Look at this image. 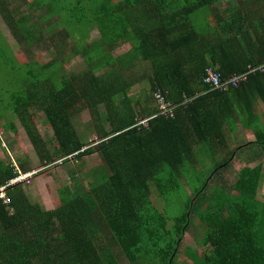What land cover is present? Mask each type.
<instances>
[{
  "label": "trees",
  "instance_id": "1",
  "mask_svg": "<svg viewBox=\"0 0 264 264\" xmlns=\"http://www.w3.org/2000/svg\"><path fill=\"white\" fill-rule=\"evenodd\" d=\"M224 1L35 0L28 6L40 13L32 22L11 14L0 0V16L17 40H44L56 51L38 71L24 58L21 43L13 46L0 28V119L12 109L19 113L35 157L50 168L80 152L86 145L73 120L86 109L95 120L100 105H107L114 120L96 146L101 167L88 191L60 189V206L46 211L32 201L25 184L10 186V208L0 200V264H121L115 248L127 264H264V241L256 230L264 209L257 198L263 164L242 168L232 190L214 182L224 180L222 173L238 158L240 124L252 130L264 156V124L257 114L258 106L264 113V71L226 91L206 82L210 70L227 83L249 67H264V0L222 7ZM202 9L207 16L199 15ZM77 24L92 25L102 37L83 54L80 44L77 49L66 44ZM83 31L81 43L88 36ZM126 41L132 43L126 55L107 57L108 46ZM78 52L87 69L60 75L56 67ZM141 63L149 65L150 76L135 72ZM147 79L151 94L158 89L176 105L184 97L194 101L180 105L173 118L153 119L149 129L131 128L138 115L156 111L154 106L136 114L137 103L129 97ZM122 96L127 111L115 106ZM34 107L45 112L44 126ZM45 126L52 131L48 142ZM0 128L18 132L13 123ZM3 144L0 136L6 149ZM207 157L210 164L202 168ZM16 160H0V188L34 171L31 157ZM177 191L182 204L173 196ZM196 219L206 233L184 248Z\"/></svg>",
  "mask_w": 264,
  "mask_h": 264
},
{
  "label": "rangeland",
  "instance_id": "2",
  "mask_svg": "<svg viewBox=\"0 0 264 264\" xmlns=\"http://www.w3.org/2000/svg\"><path fill=\"white\" fill-rule=\"evenodd\" d=\"M6 1L8 3L10 13L18 16V18L29 17L32 19V22H35L36 20L39 19V16H38V14L40 13L39 8H36V7L30 8V6H28L30 3H32L35 0H28L27 4L26 2L24 3L23 0H6ZM234 2H238V0H225L224 3L222 4V7H226L230 3H234ZM199 15L207 16V10L202 9L201 12H199ZM57 17L59 16L56 15V18ZM203 24L204 22H201L200 26H202ZM48 26L49 25L46 21L43 24V27L48 29ZM83 27L86 31V34H87V30L88 31L93 30V31H90L89 35L88 34H87L88 36L86 35L87 38L85 37L83 39L84 41L81 43L82 36L85 34V32L83 31ZM0 28L3 31L6 39L9 42H11L13 46L19 47V42L21 43L20 44L21 46L19 48L21 49L22 52H24L25 54L24 58L27 59V61H29L30 63H33L34 65L37 64L38 71L42 69L44 66L49 65L53 61V55H55L56 53L55 48H54V43H49L48 46H46L44 40L41 41L40 43H37L36 41H33V40L31 41L25 40L22 42L20 39L17 40L15 35L12 34L11 30L9 29V26L5 23L4 19L1 16H0ZM70 28L74 30V34L72 35L71 42H67L66 44L68 46H71L74 49H77L78 45L80 44V48H82V54L84 53L85 49L93 45V43L96 42L95 41L96 38L100 36V34L96 36L94 35V33L96 32L95 30L96 28L90 24H87V25L85 24L83 26H80V24H77L75 26L72 25ZM48 33L51 36L52 32L49 31ZM78 41H80V43H78ZM131 46H132V43L126 41L124 48L129 49L131 48ZM82 54L78 52L73 58V60H71L70 62H62L59 66L56 67L57 72L59 71L60 75H71V74L78 73V72H81L87 69L88 65L85 59L83 58ZM0 77H3V75L0 74ZM32 111L38 114L37 117L40 121V124L44 126L45 119H46L45 112L35 107L32 108ZM8 123L15 124V126L18 129V132H15L11 130L10 128L7 130H3V128H0L1 130H3V131L0 130V133H2V137H3V141L5 145L4 147L6 148V149H3L2 147H0V160L5 161L6 163H9V161H11L12 159L16 160L17 157L18 158H25L27 156L31 157L34 171H43V172H41L40 175L39 174L36 175L33 181H31V183L29 182L30 184L26 182L23 183L25 184L24 186L25 189L31 190V193L27 192V194L29 193L28 195L31 194L33 197H35L36 194L38 195L39 193H44L45 197L41 201L44 204L45 210L46 208L54 209L55 207L56 208L59 207L60 202L58 199V196H59L58 191L60 189H64L65 187H72L74 185V184L67 183L65 179L67 175H71L70 173L73 170L72 165L73 163L76 164L77 160L68 161L65 164L56 163L50 168L45 167V165L42 164L41 161H39L38 158L34 156V153L36 152L35 148L32 145L28 132L25 128V125L22 123L21 117L16 110L12 109V110L7 111L5 113V117L0 119V127H3L4 125H7ZM51 132H52L51 129H49L48 126H45V130H43V134L46 137L47 142L51 140V137H52ZM84 142L86 143V144L84 143L86 146L91 144L93 146L92 148H95L98 145L97 144L98 141L93 135L90 138L87 137ZM256 148L257 149L252 150L249 154V157L252 158L251 160H253L254 162L258 160L261 161L262 159L260 158V155H263V152L260 150V148H258L257 146ZM83 157H79V159ZM92 160H95V159L93 158L89 159L88 157L86 159L88 163H86L85 166H89L90 164L89 161H91V163H94V161ZM247 160H249L247 157L240 156V158H237V160H235L234 165L230 168L229 171H227L226 173H222L224 180L221 178H218L214 182H220L221 185L223 183L225 184L226 182L228 183L227 190H232L230 189L231 188L230 186L232 185V183H234L239 178L238 173L239 171H241L242 167H244V165L249 164L247 163ZM204 163H206L204 168H207L209 166L208 164H210L208 157L205 158ZM263 170H264V165H263ZM212 186L217 187L218 185L217 186L212 185ZM183 187L184 189H186L187 192L190 193V189L188 188L189 186L184 184ZM41 190H43V192H41ZM173 196L178 197L179 198L178 203L181 202L182 204L183 196L180 194L179 191L175 192ZM257 198L259 199L260 203L264 204V178H263V183L260 187L259 193L257 195ZM45 201H47L46 204H45ZM262 215L264 217V209L262 210ZM262 215L261 214L259 215L260 220L258 221L256 230L259 236L264 241V222L261 220ZM198 221L199 220L196 219L195 224L193 225V227H191L190 233L194 235V239H189L190 242L191 241L201 242L204 237V232L206 233L205 229L203 230L201 229V224L200 222L197 223ZM186 240L187 238L184 239V242L182 245V247L184 248L186 246L185 244Z\"/></svg>",
  "mask_w": 264,
  "mask_h": 264
},
{
  "label": "crops",
  "instance_id": "3",
  "mask_svg": "<svg viewBox=\"0 0 264 264\" xmlns=\"http://www.w3.org/2000/svg\"><path fill=\"white\" fill-rule=\"evenodd\" d=\"M95 30H96V32L94 33V35L95 36L99 35L100 31H98L97 29H95ZM90 31H93V30H90ZM90 31H88V35H89ZM100 38H102L101 34L98 38H96L95 41H99ZM93 45H94V43H93ZM93 45H91V46H93ZM124 46H125V42L118 44L117 47H114V48H110L108 46L107 47V49H108L107 54L109 56H107V57L108 58L111 57V59L116 60L117 58H120V57L126 55L130 51V48L127 49V48H124ZM134 68L136 69L135 72L140 75L139 77H143L146 75L150 76V67L146 63L137 64ZM74 74H77V73H74ZM150 89H151V84L147 79L145 81H142L141 83H139L135 87H133V89L131 90L129 97L132 98L137 103V105L134 106L136 114L139 112L145 113V112L150 111L151 108L152 109L155 108L154 107L155 104L151 98L152 94L150 92L151 91ZM125 99L126 98L124 96L120 97L118 102L115 105L116 108L120 109L121 111H127V104L125 102ZM98 111H99V116L95 120L93 119L91 111L89 109L84 110L80 115L76 116L73 120L74 125H75V127H76V129H77V131L81 137V140L83 142L86 140L87 137L90 138L92 135L96 138L97 141L105 140L108 132H111L114 120H113L112 116L110 115V110L108 109V106L107 105H100ZM257 114L260 116V119L262 120V122L264 124V113H263V109L261 106L257 107ZM144 116H148V115H144ZM255 138H256V136L252 133V130L245 129L241 124L239 125V128L235 133V143L237 144V146L241 147L242 149L239 151L237 157L240 158V156H243V157H247L249 159V160H247V163H249V164L244 165V167H242V168L254 169L256 167L257 163H262L264 165V156H262V157L260 156V158L262 160L261 161L258 160L256 162L251 160L252 158L249 157L250 152L254 149H257L256 148L257 145L254 144ZM95 149H96V147L90 149L93 151L92 154L85 156L83 158L77 159V163L76 164L73 163V165H72L73 170L70 173L71 175L66 176L65 180L67 181V183L74 184L72 187H70L73 190V192L78 193L80 190L88 191L90 189V185L94 183V179H95V172L94 171H96L97 169H99L101 167V157L96 152ZM34 156H36L35 153H34ZM88 157H89V159L93 158L95 160H92V161H94V163H91V161H89V163H90L89 166H85L86 163H88V161H86V159ZM203 167L204 166H202V168ZM263 172H264V170H263ZM28 188H30V187H28ZM26 191L31 193V190H29V189H26ZM41 192H43V190H41ZM38 195H39V197H38ZM38 195L36 194V196L33 197L30 194L29 196L31 197V199L34 203H39L44 208V204L41 200L44 199L45 194L39 193ZM46 202L47 201H45V204H46ZM55 209H56V207L54 209H47L46 208V211H51V210H55ZM190 230L188 231V233L186 235V238H187V240L185 242L186 247H190L191 244H193V242H194V241H191V242L189 241V239H194V235L190 233ZM115 251L117 252V254L120 253L121 264H127V259L125 258V256L121 252V250L119 248H115ZM198 253L200 255H202V250H200Z\"/></svg>",
  "mask_w": 264,
  "mask_h": 264
},
{
  "label": "built area",
  "instance_id": "4",
  "mask_svg": "<svg viewBox=\"0 0 264 264\" xmlns=\"http://www.w3.org/2000/svg\"><path fill=\"white\" fill-rule=\"evenodd\" d=\"M264 71V67L260 66L258 69H254L253 67H249V71L242 75L234 76L229 82L225 83L221 76L215 73L213 70H210L209 76L206 80V82L212 86L214 90H220V91H226L231 86L239 87L241 84H245L248 81V77L251 74H254L256 71ZM152 99L156 107V111L152 115L148 116H142L138 115L136 117V120L134 124L131 126V128H136L138 130H145L149 129L151 126V122L153 119L157 117H165V118H173L175 116L176 111L178 110L179 106L185 105L187 103H191L194 101V99H188L187 97H184V100L180 104H175L168 100V97L160 92V90L156 89L152 94ZM0 136H2V133H0ZM4 142V141H3ZM4 145V144H3ZM5 146V145H4ZM87 148H84L81 152H84ZM76 155L75 154L69 159H73ZM59 164H62L63 161L58 162ZM42 171H34L30 172L28 174L21 173L19 177L16 179H13L6 183L3 187L0 188V199L3 200L4 204L7 206H10L11 204V198L8 196V189L10 186H15L18 184L23 183H31L36 175L40 174ZM29 183V184H30Z\"/></svg>",
  "mask_w": 264,
  "mask_h": 264
},
{
  "label": "clouds",
  "instance_id": "5",
  "mask_svg": "<svg viewBox=\"0 0 264 264\" xmlns=\"http://www.w3.org/2000/svg\"><path fill=\"white\" fill-rule=\"evenodd\" d=\"M241 85H243V84H241ZM241 85H240V86H241ZM151 97H152V95H151ZM152 100H153V99H152ZM154 113H155V112H154ZM154 113H153V114H154ZM151 115H152V114H151ZM97 144H100V142L98 141ZM92 147H93V146L90 144V145H88V146H85L84 148H87L86 150H89V149H92ZM84 148H82L81 151H82ZM86 150H85V151H86ZM81 151L78 152V153H76V154H78V155L80 154V155H81V154H83V153L85 152V151H84V152H81ZM78 155H76L73 159H69V161H71V160L73 161V160H77V159H79V157H77ZM76 157H77V158H76ZM61 161H63V160H61ZM59 162H60V161H59ZM63 162H64V161H63ZM58 164H59V163H58ZM62 164H64V163H62ZM2 187H3V186H2ZM7 194H8V193H7ZM0 200H1V199H0ZM1 201L3 202V200H1ZM3 204H4V202H3ZM4 205H6V204H4ZM6 206H7V205H6ZM7 207H8V209L10 208V206H7Z\"/></svg>",
  "mask_w": 264,
  "mask_h": 264
}]
</instances>
